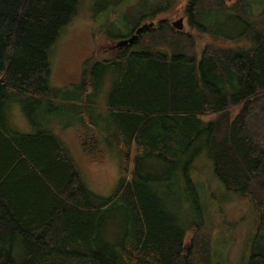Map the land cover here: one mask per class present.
Here are the masks:
<instances>
[{
	"label": "trees",
	"instance_id": "16d2710c",
	"mask_svg": "<svg viewBox=\"0 0 264 264\" xmlns=\"http://www.w3.org/2000/svg\"><path fill=\"white\" fill-rule=\"evenodd\" d=\"M82 1L0 0V264H217L209 228L189 212L171 211L160 193L175 179L184 196L200 198L188 159L199 144L231 204L249 212L243 264H264V10L242 9L241 31L227 36L235 43H207L200 53L193 33L156 19L171 0L138 1L121 24L105 23L102 33L118 42L154 21L134 44L87 60L71 92L81 101L71 104L73 119L102 130L118 154L119 181L104 197L87 187L58 130L19 132L8 117L14 102L66 105L55 100L66 94L52 84V56ZM229 10L226 0L184 5L190 27L202 31L201 20ZM111 75L108 127L101 129L95 109ZM96 132L87 138L99 143ZM143 160L161 174L143 172ZM118 200L127 228L119 241H107L101 222Z\"/></svg>",
	"mask_w": 264,
	"mask_h": 264
},
{
	"label": "rangeland",
	"instance_id": "374dc122",
	"mask_svg": "<svg viewBox=\"0 0 264 264\" xmlns=\"http://www.w3.org/2000/svg\"><path fill=\"white\" fill-rule=\"evenodd\" d=\"M138 1L141 0H83L78 12L73 15L63 31L52 56V84L58 86L59 91L67 96H61L55 100L59 105L63 103L66 105L48 110L44 102L40 106L29 109L20 102H14L8 111L10 125L16 131L35 133L59 128L60 136L72 149L87 187L94 194L104 197L113 193L119 181L118 154L114 147L103 140L102 130L96 126L88 128L79 119H73L76 109L71 104H81V101L74 99L71 92L77 90L75 87L81 83L84 64L87 60L93 57L105 58L113 53L111 47L116 45L117 41L109 40L106 30L102 33V27L106 28L105 23L108 20H115L117 23L120 21L121 24V14L131 6L138 7L140 4ZM226 2L230 7L228 14L226 16L212 15L209 19L201 20L203 31L202 28H192L188 24L184 15L186 0H171L169 8L158 14L156 19L167 18L173 25L174 21L183 18L182 29L174 27L179 31H189L196 36L199 53L205 44L211 42L232 46L235 41L227 40V36L231 38L232 35L241 31L239 24L236 23L240 22L238 18L243 14L241 10L245 11L249 8L256 13L262 12L264 0H226ZM150 23L146 22L143 25ZM123 30V34L129 33L127 28ZM137 30L128 37L135 34ZM144 30H141L138 35ZM115 51L117 50L114 49ZM94 63L95 61H89L86 68ZM111 84L112 75L105 80L104 92L101 90L97 99L95 113L101 129L108 127L106 98ZM94 132L97 133L96 136L101 142L97 143L93 141L94 139L87 138L90 133L95 135ZM91 153L97 155L92 157ZM135 155L133 151V158ZM188 159L192 165L190 176L196 184L200 198L195 199L188 194L184 196L183 186L175 179L165 181L160 185L161 195L167 200L171 211L179 213L180 216L189 212L196 222H201L209 228L214 260L217 264H243V257L246 254L242 257L240 252H244L243 240L249 227V212L247 214L244 208L231 204V196L216 179L212 161L207 157L203 145L199 144L193 148ZM135 165L136 160H133L131 170H134ZM141 165L142 171L154 178L161 174L162 168H155L156 165L150 160L141 161ZM178 180L182 182L181 175ZM201 207H204L203 213L199 210ZM207 209L209 210L208 215L205 212ZM101 228L102 237L107 241H119L123 236L127 221L121 200L106 211ZM190 236L191 234L188 235L187 242Z\"/></svg>",
	"mask_w": 264,
	"mask_h": 264
},
{
	"label": "water",
	"instance_id": "95a60500",
	"mask_svg": "<svg viewBox=\"0 0 264 264\" xmlns=\"http://www.w3.org/2000/svg\"><path fill=\"white\" fill-rule=\"evenodd\" d=\"M182 21H183V18H180L178 21H174L173 22V26H175L177 29H182ZM150 25H153V22L150 23V24H145L143 26H141L137 32L135 34H133V36L129 37V38H124V39H121L119 40L117 43H116V46H119V47H123V46H126V45H132L136 42V40L138 39V33L145 29V28H148Z\"/></svg>",
	"mask_w": 264,
	"mask_h": 264
},
{
	"label": "flooded vegetation",
	"instance_id": "af4514ba",
	"mask_svg": "<svg viewBox=\"0 0 264 264\" xmlns=\"http://www.w3.org/2000/svg\"><path fill=\"white\" fill-rule=\"evenodd\" d=\"M111 48H112L111 50H113V51H114V49H117V47H115V45L112 46Z\"/></svg>",
	"mask_w": 264,
	"mask_h": 264
},
{
	"label": "crops",
	"instance_id": "0c3cea01",
	"mask_svg": "<svg viewBox=\"0 0 264 264\" xmlns=\"http://www.w3.org/2000/svg\"><path fill=\"white\" fill-rule=\"evenodd\" d=\"M186 20H187V19H186ZM56 130H58L57 132H58V134H59V131H60L59 128H56ZM59 135H60V134H59ZM62 138H63V137H62ZM63 139H64V138H63Z\"/></svg>",
	"mask_w": 264,
	"mask_h": 264
},
{
	"label": "bare ground",
	"instance_id": "6f19581e",
	"mask_svg": "<svg viewBox=\"0 0 264 264\" xmlns=\"http://www.w3.org/2000/svg\"><path fill=\"white\" fill-rule=\"evenodd\" d=\"M144 25H145V24H144ZM142 26H143V25H142ZM145 29H146V28H145ZM132 36H133V35H132ZM127 38H129V37H127ZM138 38H139V35H138ZM137 40H138V39H137ZM137 40H136V41H137Z\"/></svg>",
	"mask_w": 264,
	"mask_h": 264
}]
</instances>
